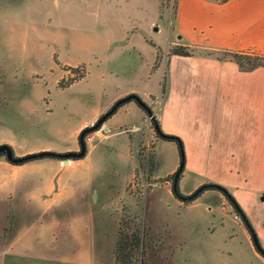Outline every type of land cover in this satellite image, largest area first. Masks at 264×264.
<instances>
[{
    "label": "rangeland",
    "instance_id": "obj_1",
    "mask_svg": "<svg viewBox=\"0 0 264 264\" xmlns=\"http://www.w3.org/2000/svg\"><path fill=\"white\" fill-rule=\"evenodd\" d=\"M179 3L0 0V146L10 145L16 157L80 152L82 132L121 100H111L115 89L139 71L128 48L140 47L144 35L156 48L155 74L165 59L179 56L171 55L175 48L193 56L209 50L180 33ZM144 49L154 59L155 49ZM161 73L165 91V67ZM158 76L147 87L155 89ZM142 100L156 109L165 133L161 98ZM101 126L86 138L85 157L68 164L44 158L14 166L0 156V264H117L120 229L141 230L139 255L128 264H264L221 191L208 189L191 203L175 196L178 145L158 135L136 102ZM183 144L179 192L188 197L217 184L238 203L211 153L200 157L191 141ZM235 176L227 174L229 181Z\"/></svg>",
    "mask_w": 264,
    "mask_h": 264
},
{
    "label": "crops",
    "instance_id": "obj_2",
    "mask_svg": "<svg viewBox=\"0 0 264 264\" xmlns=\"http://www.w3.org/2000/svg\"><path fill=\"white\" fill-rule=\"evenodd\" d=\"M178 27L194 47L264 55V0H229L224 4L180 0ZM141 40L140 47L129 42L128 48L139 61V71L115 89L111 100L132 94L141 99L161 98L160 119L165 133L181 137L184 143L191 141L189 149L200 157L209 151L217 163L214 171L218 166L224 168L226 187L237 191L236 199L253 220L264 249V68L243 72L232 61L201 55L172 56L155 74L156 48L149 36ZM148 45L155 49L151 53L154 59L145 52ZM163 67L168 73L165 91ZM157 74L156 88L147 87L146 81ZM228 173L236 176L229 181ZM254 206L259 207L260 219Z\"/></svg>",
    "mask_w": 264,
    "mask_h": 264
},
{
    "label": "trees",
    "instance_id": "obj_3",
    "mask_svg": "<svg viewBox=\"0 0 264 264\" xmlns=\"http://www.w3.org/2000/svg\"><path fill=\"white\" fill-rule=\"evenodd\" d=\"M208 1L216 2L218 4H224V3H227L229 0H208ZM172 54L173 55H179V56H186V57L193 56L192 53L185 52V51L182 52L178 48H176ZM200 55L201 56L203 55L204 57H214L215 59H217L219 61L235 62L239 66L240 70L243 72H252V71H255L256 69L264 68V55H261V54L255 53V52H230V51L207 50L206 52H204L203 54H200ZM131 102H134V101H131ZM152 120L155 123L156 130L158 127V129H160V131H162L161 126H160L159 122H157L156 118L153 117ZM95 131H93V132H95ZM93 132L88 133L85 136V140ZM157 133H158V130H157ZM158 135H159V133H158ZM167 135H169V134H167ZM169 138L170 139H167L168 141L175 142L178 145V148L180 151V156H181V149H184V152H185L183 140L179 136H175V135H169ZM205 186L206 187L204 188V190L200 194H203V192L207 191L208 189H217V190L221 191L227 197L229 202L235 207L236 211L241 215V217L243 218V220H244V222H245V224H246V226H247V228H248V230L252 236L251 230H253L255 232L254 228L251 226V224H250L249 220L247 219V217L245 216V214L243 215V213H244L243 210L241 208H240L241 210H238L239 209L238 207H240V206L236 202L235 198L230 195L227 188L220 186V185H217V184H210V185H205ZM173 191H174V189H173ZM174 194L178 199H180L184 203H191L192 201L196 200L200 196V194L194 198H190L191 196H188V197L183 196L179 192V183H178V187H177V192L174 191ZM140 235H141V230H135V234H134V232L133 233H127L124 229H120V232L118 235L117 245L115 248L116 249L115 250V260H116L117 264H128V262H130L133 257H136L137 255H139V248L142 245Z\"/></svg>",
    "mask_w": 264,
    "mask_h": 264
},
{
    "label": "water",
    "instance_id": "obj_4",
    "mask_svg": "<svg viewBox=\"0 0 264 264\" xmlns=\"http://www.w3.org/2000/svg\"><path fill=\"white\" fill-rule=\"evenodd\" d=\"M155 31H158V28H155ZM132 100H134L140 107H142L147 112V114L150 116V118L154 117V113H153L152 109L138 95L133 94V95L127 96L126 98L119 100L112 107V109L109 112H107L102 118L99 119V121L96 123V125H94L90 128H87L82 132V134L80 135V138H79L80 145H81V151L80 152L56 153V152L46 151V152H40V153H36V154H30V155H27L24 157H16L14 150L10 145H1L0 146V155H5L7 161L13 165H22V164H25V163H28L31 161L40 160V159H44V158L60 159L63 161L64 164H68L70 162V160H81L86 155L87 146H86V142L84 139L85 136L88 133L97 130L102 124H104V122H106V120L110 116H112L114 114V112H116V110L120 106H122L123 104H126ZM157 130H158L160 137H162L163 139H166V140L170 139L169 135L160 131V129H158V127H157ZM185 166H186V155H185L184 149H181V163H180L178 171L175 174L174 184H173V189L175 192H177L179 178H180L182 172L184 171ZM205 187L206 186H202L201 188H199L190 198L197 197L204 190ZM262 200H264V198ZM238 208H239L238 210H241L240 207H238ZM243 215H244V213H243ZM251 232H252V239H253L255 249L264 258V249L262 248V246L259 242L258 236H257L256 232H254L253 230H251Z\"/></svg>",
    "mask_w": 264,
    "mask_h": 264
},
{
    "label": "flooded vegetation",
    "instance_id": "obj_5",
    "mask_svg": "<svg viewBox=\"0 0 264 264\" xmlns=\"http://www.w3.org/2000/svg\"><path fill=\"white\" fill-rule=\"evenodd\" d=\"M176 49V48H175ZM174 52V50H172V53ZM172 53H171V55H172ZM133 95V94H132ZM130 96V95H129ZM126 98V97H125ZM123 99V98H122ZM132 101H134V100H132ZM131 102V101H130ZM130 102H128V103H130ZM135 102V101H134ZM128 103H126V104H128ZM126 104H123L122 106H120L117 110H116V113H117V111L120 109V108H122L124 105H126ZM112 109V108H111ZM110 109V110H111ZM115 112H114V114L112 115V116H110L106 121H108V120H110L111 118H113L114 116H115V114H116ZM103 117V116H102ZM101 117V118H102ZM154 117H155V115H154ZM0 156H5V155H0ZM16 156V155H15ZM13 165V164H12ZM23 165V164H22ZM14 166H20V165H14Z\"/></svg>",
    "mask_w": 264,
    "mask_h": 264
}]
</instances>
